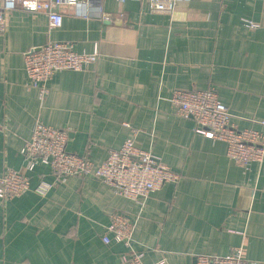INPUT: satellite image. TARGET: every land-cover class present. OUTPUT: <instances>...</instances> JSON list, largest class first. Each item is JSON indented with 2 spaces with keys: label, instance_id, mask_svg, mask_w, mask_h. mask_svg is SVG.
<instances>
[{
  "label": "crops",
  "instance_id": "obj_1",
  "mask_svg": "<svg viewBox=\"0 0 264 264\" xmlns=\"http://www.w3.org/2000/svg\"><path fill=\"white\" fill-rule=\"evenodd\" d=\"M89 6L90 18L61 6L63 24L52 30L44 12L6 13L0 172L22 167L20 150L40 120L71 128L68 150L96 166L134 138L181 177L142 207L90 176H70L46 196L29 190L1 200L0 264H117L127 248L103 241L113 211L136 223L133 244L147 264H198L200 255L225 256L241 246L252 264H264V161L239 166L226 142L196 132V122L177 115L170 102L176 89L213 86L238 129L263 130L264 0H177L171 14L138 0ZM100 8L117 17L103 19ZM49 40L98 50L99 58L85 70L57 72L42 101L27 86L24 54ZM30 178L33 188L56 180L41 162Z\"/></svg>",
  "mask_w": 264,
  "mask_h": 264
},
{
  "label": "built area",
  "instance_id": "obj_2",
  "mask_svg": "<svg viewBox=\"0 0 264 264\" xmlns=\"http://www.w3.org/2000/svg\"><path fill=\"white\" fill-rule=\"evenodd\" d=\"M147 2L153 12L173 13L177 0H138ZM90 0H0V36L6 32V13L16 8L29 12H44L48 18L49 29L59 28L63 24L60 7L73 6L75 12L83 18H90ZM105 20L116 18V14L99 10ZM121 15V14H120ZM118 15V16H120ZM116 16V17H115ZM243 24L257 28L258 23L244 19ZM27 86L38 90L40 100L44 101L50 88L49 81L62 70H85L99 58L98 50L78 52L73 42L49 40L39 47L29 48L25 54ZM170 102L177 115L192 118L196 122V132L213 140L227 144V156L239 166L248 168L253 163L264 161V128L262 131L252 128L238 129L232 122V114L218 97L216 88L210 86L204 90H174ZM264 126V119L261 120ZM2 125L0 121V126ZM71 128L53 127L37 120L31 136L21 148L24 164L15 169L6 166L0 172V201L9 200L33 190L46 196L57 183L66 181L70 176H90L111 187L116 194L145 205L150 194L167 183H176L181 174L172 170L152 151L141 148L134 138L123 142L118 149L109 151L100 164L83 154L71 152L67 148ZM38 162L48 166L54 175L53 182L41 179L33 188L31 172ZM110 223L103 241L110 244L115 241L124 244L126 251L119 255L117 264H147L143 252L133 244L136 223L120 212L109 215ZM149 264H164L163 261ZM198 264H252L238 247L225 256H198Z\"/></svg>",
  "mask_w": 264,
  "mask_h": 264
}]
</instances>
